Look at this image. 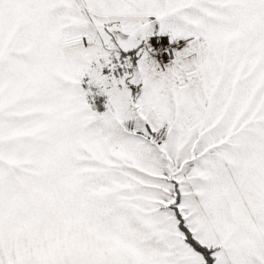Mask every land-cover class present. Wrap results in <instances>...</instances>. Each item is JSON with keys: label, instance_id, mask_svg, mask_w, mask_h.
<instances>
[{"label": "snow or ice", "instance_id": "6c2138e0", "mask_svg": "<svg viewBox=\"0 0 264 264\" xmlns=\"http://www.w3.org/2000/svg\"><path fill=\"white\" fill-rule=\"evenodd\" d=\"M0 264H264V0H0Z\"/></svg>", "mask_w": 264, "mask_h": 264}]
</instances>
